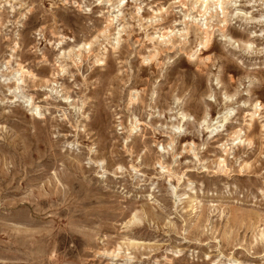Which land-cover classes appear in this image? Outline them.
Instances as JSON below:
<instances>
[{
  "label": "rangeland",
  "instance_id": "1",
  "mask_svg": "<svg viewBox=\"0 0 264 264\" xmlns=\"http://www.w3.org/2000/svg\"><path fill=\"white\" fill-rule=\"evenodd\" d=\"M9 1L0 264H264V0L209 9L232 42L214 34L207 70L142 63L199 22L176 0Z\"/></svg>",
  "mask_w": 264,
  "mask_h": 264
},
{
  "label": "bare ground",
  "instance_id": "2",
  "mask_svg": "<svg viewBox=\"0 0 264 264\" xmlns=\"http://www.w3.org/2000/svg\"><path fill=\"white\" fill-rule=\"evenodd\" d=\"M5 1H7V0H5ZM10 1H12V0H10ZM96 1H98V0H96ZM108 2L110 3L111 0H108ZM224 4H226L225 0H176V2L174 3L175 6H178L181 8H188L189 10H197L196 13L200 19L199 22L192 21L191 27H189L188 29H186L183 32H179V33L177 32L176 34H179L177 40L174 38L170 39V35L173 31H169L165 35L162 34L159 37L161 42L156 44L157 46L153 45V48H152V50H150L148 52L147 57L143 58L142 63L147 62L146 65H148V64L154 65L155 67L161 66L160 61H159L161 59V56L163 54L164 55H170L171 53L172 54L178 53L181 55H185V57L187 58V61L190 62V59H192L197 54L195 59L191 63H193V65L198 70H203V69L207 70L209 67H214L215 65L213 64L212 59L209 56L204 57L205 54H209L213 50L214 34L218 33L219 36H221L224 39H227L228 43L232 42V37L228 36V34H227L228 33V31H227L228 30L227 29V20L226 19L219 20V21H217L216 24L211 23L213 21V19L217 20L218 16H213L208 11H209V9L214 8V7L219 8V11H221V14L223 15L224 10H223L222 6ZM120 5H122L121 9H124L126 7V5H123L122 3ZM214 11L216 12V10H214ZM135 15H138V13L137 14L135 13L134 16ZM184 17H187V15L184 14ZM203 17H208V18L202 19ZM132 18H133V16H132ZM135 18H136V16H135ZM121 19L122 18H120V19L117 18L116 21L119 23V21ZM123 19H124V16H123ZM114 21L115 20L112 17H109L108 20L106 21V25L104 26L103 30L100 31V33L105 34L106 30H108L113 25ZM138 21H139V19H138ZM54 22H56V21H54ZM183 24H184V26H187V23L184 22ZM124 26H126V25H124ZM124 26H121V31H123L125 33L127 30H125ZM118 27H120V25H118ZM119 34H120V31L117 32V35H119ZM129 34L127 35V37H129ZM191 34L194 35V39L196 40L195 48L196 47L197 48L193 52H191L190 50L188 52H186L185 51V47H186L185 45H187L186 42L189 41ZM52 35H55V34L52 33ZM238 36H239V34H238ZM65 40L66 39H64V41ZM247 44L251 45L252 43L241 42V47H240V45H238L237 48H241L242 51H245V49H247V46H246ZM80 49H82V51H84L88 54L91 50V43H84V44L79 45L75 48H72L71 52H74V50L80 51ZM96 63H97V61H96ZM218 67L220 68L221 66H218ZM226 68L231 69L232 67L230 65H227ZM230 80L232 81V78ZM251 110L253 111V113L251 115L258 114V116H259L261 114V111H262L261 110V104H258L256 102L252 106ZM251 115H249V116L251 117ZM186 117L187 116L185 114H180L179 120H181V123L187 121ZM227 118L228 117L222 118L221 122H226ZM250 120L253 121L252 119H250ZM134 129H136V128H134ZM206 129H208V127ZM263 129H264V126H263ZM213 131L214 130L210 131L209 133L212 134ZM175 134H176V132L173 131V135H175ZM172 140L173 139L171 138V142H172ZM236 140H237V138H236ZM239 143H241V142H239ZM220 165L221 166L225 165L224 159H221L219 161L218 166H220ZM162 171H164V169H162Z\"/></svg>",
  "mask_w": 264,
  "mask_h": 264
}]
</instances>
